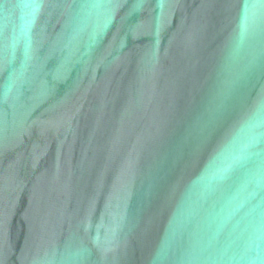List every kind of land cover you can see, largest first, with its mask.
Here are the masks:
<instances>
[{"label":"water","instance_id":"obj_1","mask_svg":"<svg viewBox=\"0 0 264 264\" xmlns=\"http://www.w3.org/2000/svg\"><path fill=\"white\" fill-rule=\"evenodd\" d=\"M0 264H264V0H0Z\"/></svg>","mask_w":264,"mask_h":264}]
</instances>
